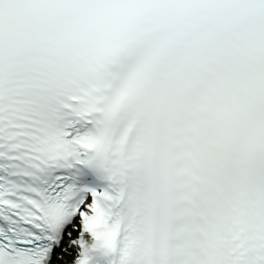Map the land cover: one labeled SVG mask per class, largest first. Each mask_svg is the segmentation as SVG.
Instances as JSON below:
<instances>
[{"label": "snow or ice", "instance_id": "snow-or-ice-1", "mask_svg": "<svg viewBox=\"0 0 264 264\" xmlns=\"http://www.w3.org/2000/svg\"><path fill=\"white\" fill-rule=\"evenodd\" d=\"M0 264H264V0H0Z\"/></svg>", "mask_w": 264, "mask_h": 264}]
</instances>
